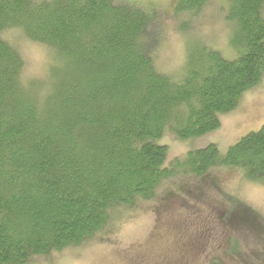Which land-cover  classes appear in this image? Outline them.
<instances>
[{"label": "trees", "instance_id": "1", "mask_svg": "<svg viewBox=\"0 0 264 264\" xmlns=\"http://www.w3.org/2000/svg\"><path fill=\"white\" fill-rule=\"evenodd\" d=\"M223 1L229 51L194 39L174 79L153 63L154 11L115 0H0V264L81 246L117 209L160 187L167 201L185 177L204 185L212 169L234 167L264 184V124L225 153L210 143L169 164L157 143L166 129L189 140L218 128L263 79L264 0ZM206 2L183 0L180 10ZM9 31L47 49L45 76L24 80Z\"/></svg>", "mask_w": 264, "mask_h": 264}, {"label": "rangeland", "instance_id": "2", "mask_svg": "<svg viewBox=\"0 0 264 264\" xmlns=\"http://www.w3.org/2000/svg\"><path fill=\"white\" fill-rule=\"evenodd\" d=\"M115 1L154 11L156 24L150 34L153 63L174 79H179L177 73L186 65L194 39L223 54L229 51L232 23L226 20L229 6L223 0H207L193 11L180 10L183 0ZM5 35L25 60L24 80L45 76L50 57L47 49L17 31ZM263 124L264 76L243 93L235 109L220 115L218 128L189 140H180L166 129L157 143L166 145L169 164L210 143L225 153ZM208 173L211 178L205 174L204 179L211 184L182 178L172 189L174 198L167 201H163L160 187L161 195L154 199L117 209L110 225L96 238L38 257L32 264H264V231L261 235L255 231L264 230V184L248 180L234 167ZM171 200L175 206L167 203ZM216 214L223 215V221ZM181 253L186 258L178 263Z\"/></svg>", "mask_w": 264, "mask_h": 264}, {"label": "flooded vegetation", "instance_id": "3", "mask_svg": "<svg viewBox=\"0 0 264 264\" xmlns=\"http://www.w3.org/2000/svg\"><path fill=\"white\" fill-rule=\"evenodd\" d=\"M183 258H186V256L184 255V253H181V254L178 256V259L180 260V261H178V263L181 262Z\"/></svg>", "mask_w": 264, "mask_h": 264}]
</instances>
